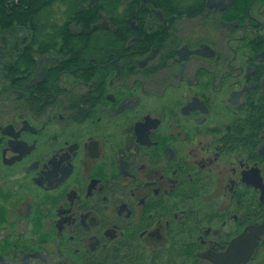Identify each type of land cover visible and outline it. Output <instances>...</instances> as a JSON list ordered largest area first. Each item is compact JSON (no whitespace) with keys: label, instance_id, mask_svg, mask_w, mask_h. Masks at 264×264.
<instances>
[{"label":"flooded vegetation","instance_id":"af4514ba","mask_svg":"<svg viewBox=\"0 0 264 264\" xmlns=\"http://www.w3.org/2000/svg\"><path fill=\"white\" fill-rule=\"evenodd\" d=\"M0 264H264V0H0Z\"/></svg>","mask_w":264,"mask_h":264}]
</instances>
